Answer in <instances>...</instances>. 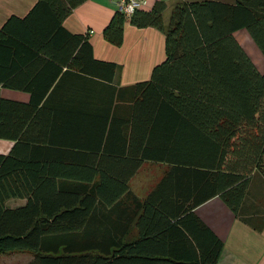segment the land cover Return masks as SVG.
<instances>
[{"label": "trees", "instance_id": "16d2710c", "mask_svg": "<svg viewBox=\"0 0 264 264\" xmlns=\"http://www.w3.org/2000/svg\"><path fill=\"white\" fill-rule=\"evenodd\" d=\"M84 1L37 0L0 26V84L31 92L28 102L0 95V138L15 141L0 152V253L31 250L25 264H217L224 241L195 208L219 194L237 212L250 177L264 173V71L235 36L247 28L264 53V0L177 1L168 23L163 0L131 16L117 10L107 39L120 44L128 20L155 25L166 58L130 86L129 132L108 127L106 116L85 128L95 131L86 140L49 121L47 95L62 64L114 77L115 63L97 59L88 35L64 25ZM22 50L48 56L57 71L17 79L19 63L9 61ZM145 160L170 167L141 198L130 179ZM15 197L26 202L12 206ZM126 200L132 210L116 207Z\"/></svg>", "mask_w": 264, "mask_h": 264}, {"label": "crops", "instance_id": "0c3cea01", "mask_svg": "<svg viewBox=\"0 0 264 264\" xmlns=\"http://www.w3.org/2000/svg\"><path fill=\"white\" fill-rule=\"evenodd\" d=\"M157 0H148L144 9H151ZM167 3L164 11L166 23L170 20L173 4L183 0H163ZM235 2L236 0H222ZM37 0H0V26L12 15H25ZM118 10L116 0H85L77 5L65 17L64 25L71 32L85 33L92 44L93 55L97 59L115 63V74L110 80L82 73L80 70L62 64L63 69L48 94V103L52 106L49 121H58L64 128L77 127L76 131L86 140L91 134L85 128L97 129L108 116L107 126L112 123L121 126V132H129L132 120L133 101L131 85L151 78L156 64L166 58L165 32L155 25L138 26L129 20L125 23L123 41L111 42L104 35V28ZM235 36L249 53L256 65L264 69V53L247 28L235 31ZM16 59V60H15ZM47 57L37 58L22 50L15 53L9 63L18 62L12 76L17 79L35 76L41 70L44 74L55 73L54 65L47 63ZM48 64V67H46ZM11 76V75H10ZM0 95L24 102L30 101L31 92L26 89L3 86ZM56 115V118H54ZM52 124V123H51ZM63 130L64 133L71 131ZM121 137V136H120ZM114 138L113 140H118ZM83 139V138H81ZM91 139V137H89ZM95 139V138H94ZM99 140V139H98ZM106 141V136L103 142ZM15 141L0 138V152L7 153ZM169 163L145 160L130 179L131 190L141 198L158 183ZM144 172V173H143ZM154 174L152 178H149ZM26 202V198H24ZM124 201L116 207L128 206L132 210L134 203ZM13 200V204H22ZM197 215L224 241V248L217 264H264V173L255 171L250 177L246 194L239 210L234 211L225 199L217 194L195 208ZM135 218L133 219V224ZM137 229L132 228L131 237ZM32 257L16 259L12 251L0 253V264H25Z\"/></svg>", "mask_w": 264, "mask_h": 264}, {"label": "built area", "instance_id": "2783aa9c", "mask_svg": "<svg viewBox=\"0 0 264 264\" xmlns=\"http://www.w3.org/2000/svg\"><path fill=\"white\" fill-rule=\"evenodd\" d=\"M148 0H116L117 8L126 16H131L137 8L147 4Z\"/></svg>", "mask_w": 264, "mask_h": 264}, {"label": "rangeland", "instance_id": "374dc122", "mask_svg": "<svg viewBox=\"0 0 264 264\" xmlns=\"http://www.w3.org/2000/svg\"><path fill=\"white\" fill-rule=\"evenodd\" d=\"M169 15H171V10H170ZM249 33H250V31H249ZM260 70L261 71H264L263 68H261ZM153 176H154V174H151L149 178H152ZM16 199L18 200V202H21V203L25 201L24 198L15 197V198H11L8 202L11 203V204H13V200H16ZM13 253L16 254V259H19L20 260V259H23V258L27 257L28 255H31L32 254V251L31 250H25V249H13Z\"/></svg>", "mask_w": 264, "mask_h": 264}]
</instances>
